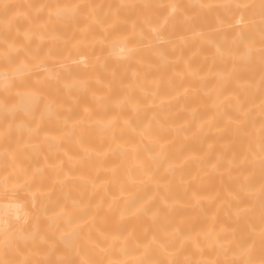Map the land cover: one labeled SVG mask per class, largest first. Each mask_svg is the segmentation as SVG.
Wrapping results in <instances>:
<instances>
[{
    "label": "bare ground",
    "instance_id": "1",
    "mask_svg": "<svg viewBox=\"0 0 264 264\" xmlns=\"http://www.w3.org/2000/svg\"><path fill=\"white\" fill-rule=\"evenodd\" d=\"M0 264H264V0H0Z\"/></svg>",
    "mask_w": 264,
    "mask_h": 264
}]
</instances>
